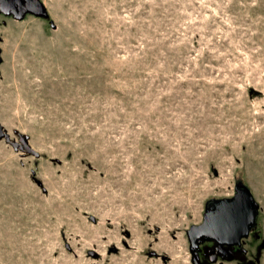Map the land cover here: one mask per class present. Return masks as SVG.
<instances>
[{
	"label": "rangeland",
	"instance_id": "rangeland-1",
	"mask_svg": "<svg viewBox=\"0 0 264 264\" xmlns=\"http://www.w3.org/2000/svg\"><path fill=\"white\" fill-rule=\"evenodd\" d=\"M41 2L0 16V123L38 152L0 140V264H192L236 182L264 264V0Z\"/></svg>",
	"mask_w": 264,
	"mask_h": 264
},
{
	"label": "water",
	"instance_id": "water-1",
	"mask_svg": "<svg viewBox=\"0 0 264 264\" xmlns=\"http://www.w3.org/2000/svg\"><path fill=\"white\" fill-rule=\"evenodd\" d=\"M0 12L18 20L23 19L26 13L39 17L47 16L45 5L41 0H0ZM51 26L54 28L53 23H51ZM2 138L15 151L19 148L21 151L24 150L29 154L38 156V152L25 142L23 146H20L16 141L12 142L9 134L0 123V140ZM37 183L41 185L40 181H37ZM258 212V203L250 189L241 182L235 183L232 196L206 200L201 222L190 224L189 229L186 231L191 263L202 264L196 249L199 248V243L205 240L213 241L214 246L217 247L241 246L243 239L247 238L249 231L255 227ZM150 254L154 255L155 252L151 251ZM240 259L242 260L243 258ZM216 260V256L210 258V262H215Z\"/></svg>",
	"mask_w": 264,
	"mask_h": 264
},
{
	"label": "flooded vegetation",
	"instance_id": "flooded-vegetation-1",
	"mask_svg": "<svg viewBox=\"0 0 264 264\" xmlns=\"http://www.w3.org/2000/svg\"><path fill=\"white\" fill-rule=\"evenodd\" d=\"M0 16H5V17H11L10 15H4L2 12H0ZM21 20V19H20ZM255 228V227H254ZM252 228L249 231V234L253 232ZM256 237H258V234H255ZM245 239V238H244ZM244 239L242 241L241 246L233 245V246H214L213 241L205 240L201 243H199V248L196 249L197 255L200 258V261L202 264H211L213 262H210V258L212 257H217V260L219 258L222 259H227V258H232V259H239L243 258L240 262L241 264L245 261L246 259V250L243 247ZM205 248V250H204Z\"/></svg>",
	"mask_w": 264,
	"mask_h": 264
}]
</instances>
